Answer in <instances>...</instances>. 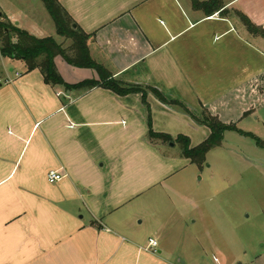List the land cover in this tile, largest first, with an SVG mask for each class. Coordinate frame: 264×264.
<instances>
[{"label":"crops","instance_id":"crops-1","mask_svg":"<svg viewBox=\"0 0 264 264\" xmlns=\"http://www.w3.org/2000/svg\"><path fill=\"white\" fill-rule=\"evenodd\" d=\"M220 1L224 7L212 14L194 1L60 0L91 35L93 59L116 79L155 87L196 116L205 108L237 126L264 106V37L250 33L235 11L264 29V0ZM42 3L0 0V14L61 43ZM55 62L71 85L99 79L95 69L61 55ZM150 119L155 132L186 135L192 147L211 135L152 92L145 102L143 93L51 85L39 69L0 52V264L165 261L164 223L146 225L139 213L172 195L182 204L164 203L169 216L191 219L193 198L170 183L192 162L179 144L150 137ZM55 169L64 177L51 183Z\"/></svg>","mask_w":264,"mask_h":264},{"label":"rangeland","instance_id":"rangeland-1","mask_svg":"<svg viewBox=\"0 0 264 264\" xmlns=\"http://www.w3.org/2000/svg\"><path fill=\"white\" fill-rule=\"evenodd\" d=\"M182 1L193 7V0ZM60 38L63 45L70 44L67 37ZM237 126L264 141V106ZM170 184L193 198V216L181 220L176 211L169 216L164 203L182 204L172 195L161 200L162 207L152 203L151 210H141L146 225L164 223L159 256L165 261L150 256L139 264H264V146L225 131L222 144L203 164L187 165Z\"/></svg>","mask_w":264,"mask_h":264},{"label":"trees","instance_id":"trees-1","mask_svg":"<svg viewBox=\"0 0 264 264\" xmlns=\"http://www.w3.org/2000/svg\"><path fill=\"white\" fill-rule=\"evenodd\" d=\"M51 15L57 34L69 39L68 46L56 41L53 36L39 38L29 31L20 28L7 20L3 15L0 18V52L3 56L11 59L23 60L26 63L27 70L39 69L44 76L45 82L51 85H65L66 88L72 87L94 88L101 86L114 91L119 95L130 93H143L144 101L148 92H152L161 102L172 107H177L183 112L189 114L192 119L200 124L206 125L211 129V135L202 143L191 146L190 138L180 134L173 138L166 133H158L152 129V120L150 119V137L160 138L166 142H177L181 146L184 157L191 160L192 163L201 165L205 162L207 154L215 147L222 144L225 131H237L244 136L251 137L261 146L264 141L253 133L244 132L235 124H226L217 116L212 115L209 110L203 109L202 116H195L190 108L178 100L169 101L159 89L152 86H142L137 84H128L116 79L111 71L105 66L95 61L89 48L90 34L86 33L72 18L69 12L61 4L60 0H42ZM199 7H208L210 12L222 9L224 4L220 0H209L201 2L193 0ZM225 11V10H224ZM222 11L221 13H223ZM214 12H212L213 14ZM211 14V15H212ZM235 15L246 26L247 30L254 34L264 37V29L257 26L245 13L235 11ZM61 55L66 61L77 67L93 68L99 74V79H88L76 85L67 83L61 76L55 58Z\"/></svg>","mask_w":264,"mask_h":264},{"label":"built area","instance_id":"built-area-1","mask_svg":"<svg viewBox=\"0 0 264 264\" xmlns=\"http://www.w3.org/2000/svg\"><path fill=\"white\" fill-rule=\"evenodd\" d=\"M17 75H19V73ZM8 81H10V80L8 79ZM63 177H64V175L62 174L61 170H59V169L50 170L48 175H47L48 181L51 183L57 182V181L61 180ZM158 244H159V242L155 238H151L149 241V245H150L149 247L154 252H157Z\"/></svg>","mask_w":264,"mask_h":264},{"label":"water","instance_id":"water-1","mask_svg":"<svg viewBox=\"0 0 264 264\" xmlns=\"http://www.w3.org/2000/svg\"><path fill=\"white\" fill-rule=\"evenodd\" d=\"M0 17H3V14L2 13L0 14ZM172 145H174V143H172Z\"/></svg>","mask_w":264,"mask_h":264}]
</instances>
